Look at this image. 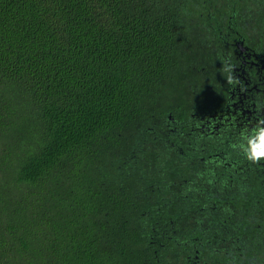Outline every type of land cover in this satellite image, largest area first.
<instances>
[{
	"label": "trees",
	"instance_id": "16d2710c",
	"mask_svg": "<svg viewBox=\"0 0 264 264\" xmlns=\"http://www.w3.org/2000/svg\"><path fill=\"white\" fill-rule=\"evenodd\" d=\"M237 42L264 55V0H0V264H264L260 162L166 136Z\"/></svg>",
	"mask_w": 264,
	"mask_h": 264
},
{
	"label": "flooded vegetation",
	"instance_id": "af4514ba",
	"mask_svg": "<svg viewBox=\"0 0 264 264\" xmlns=\"http://www.w3.org/2000/svg\"><path fill=\"white\" fill-rule=\"evenodd\" d=\"M235 45L226 62L234 63L233 75L241 83L233 88L225 82L215 102L207 109L194 110L187 119H175L170 114L166 129L170 147L194 151L193 164L199 163L210 172L220 170L219 174L215 172L217 178L224 174L240 178L255 164L234 150L232 144L242 129L264 118V55L243 42ZM257 105L261 106L259 110ZM259 162L264 168V160Z\"/></svg>",
	"mask_w": 264,
	"mask_h": 264
},
{
	"label": "clouds",
	"instance_id": "9594fccd",
	"mask_svg": "<svg viewBox=\"0 0 264 264\" xmlns=\"http://www.w3.org/2000/svg\"><path fill=\"white\" fill-rule=\"evenodd\" d=\"M234 67L235 65L231 60L222 64L224 79L233 88L241 83L233 75ZM260 107L257 105L258 110ZM232 147L250 162L257 163L264 160V118L259 119L255 125L242 129Z\"/></svg>",
	"mask_w": 264,
	"mask_h": 264
}]
</instances>
